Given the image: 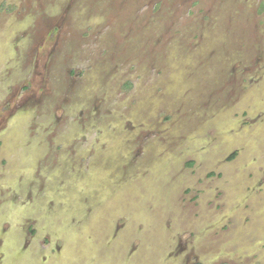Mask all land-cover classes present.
Masks as SVG:
<instances>
[{"label":"rangeland","instance_id":"1","mask_svg":"<svg viewBox=\"0 0 264 264\" xmlns=\"http://www.w3.org/2000/svg\"><path fill=\"white\" fill-rule=\"evenodd\" d=\"M264 264V0H0V264Z\"/></svg>","mask_w":264,"mask_h":264},{"label":"trees","instance_id":"2","mask_svg":"<svg viewBox=\"0 0 264 264\" xmlns=\"http://www.w3.org/2000/svg\"><path fill=\"white\" fill-rule=\"evenodd\" d=\"M194 264H201V263L196 262V263H194Z\"/></svg>","mask_w":264,"mask_h":264}]
</instances>
